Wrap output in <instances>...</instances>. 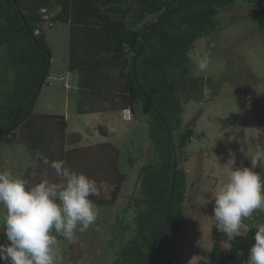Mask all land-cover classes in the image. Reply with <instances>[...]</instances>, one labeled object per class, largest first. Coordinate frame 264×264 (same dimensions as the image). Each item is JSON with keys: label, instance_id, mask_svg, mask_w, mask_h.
Wrapping results in <instances>:
<instances>
[{"label": "trees", "instance_id": "trees-1", "mask_svg": "<svg viewBox=\"0 0 264 264\" xmlns=\"http://www.w3.org/2000/svg\"><path fill=\"white\" fill-rule=\"evenodd\" d=\"M235 4L247 6L248 18L256 30H264V0H0L3 130L10 126L18 107L33 94L48 63L19 13L38 46L50 56L46 31L58 24L66 26L64 59L68 73L76 74L78 115L127 110L137 120L138 110L143 113L154 160L137 169V190L128 197L123 191L126 176L115 168L119 151H115V163L110 158L100 162L93 147L65 151L66 119L35 114L39 93L18 113L13 129L0 139V144L19 146L27 153L30 163L21 178L30 185L43 180L44 172L53 176L52 181L58 180L52 169L37 160L36 154L43 153L50 160L66 161L77 173L94 179L98 187L107 182L112 188L108 199L90 197L96 206L111 207L120 199L128 200L134 210L133 235L120 241L111 264H192L176 252L178 236L186 224L184 164L193 138L190 128L181 129L182 99L199 101L202 96L204 79L191 74L190 53L198 41L216 34L219 13ZM49 70L50 66L41 88ZM167 130L175 146V169ZM98 131L107 135L102 127ZM99 146L102 151L98 146L94 148L98 152L113 149L110 144ZM128 161L130 165L133 162ZM112 170L115 177L110 179ZM169 201L170 213L162 234ZM254 232L255 227H250L239 237L229 238L225 245L213 243L209 259L195 264H244ZM113 243L109 240L108 246Z\"/></svg>", "mask_w": 264, "mask_h": 264}, {"label": "rangeland", "instance_id": "rangeland-1", "mask_svg": "<svg viewBox=\"0 0 264 264\" xmlns=\"http://www.w3.org/2000/svg\"><path fill=\"white\" fill-rule=\"evenodd\" d=\"M249 11L247 6L239 4L221 11L216 34L198 41L190 53L191 74L202 77L204 82L199 101L188 96L182 99L181 129L190 128L193 138L186 149L188 160L184 164L187 196L183 220L186 224L178 236L176 252L178 257L192 264L207 261L213 243L225 245L231 238L220 232L210 219L216 190L227 182L229 168L247 167L264 174V30H256L248 18ZM66 29L58 24L45 33L51 65L33 112L65 117V151L93 147L100 162L110 158L113 163L119 151L115 168L117 173L126 176L123 191L128 197L137 190L134 182L137 169L154 160L145 118L140 110L137 120L127 110L90 115L76 113V76L65 71ZM202 61L207 62L203 70L199 67ZM98 127L107 135L102 136ZM104 144H110L113 149L104 153L94 149L98 146L102 151L99 145ZM257 157H260L259 162ZM129 159L133 160L131 165ZM29 163L21 147L0 144V171L21 178ZM114 171L110 179L115 177ZM42 177L53 180V176L45 172ZM111 189L107 182L102 184L98 187L99 197L108 199ZM128 203L127 199H120L115 206H97L96 223L87 231L78 232L76 243L58 237L57 264H111L120 241L133 235L134 210ZM258 223H264V210H257L253 216L242 220L240 233L244 234ZM109 240L115 242L111 247ZM5 242L0 234V243Z\"/></svg>", "mask_w": 264, "mask_h": 264}, {"label": "clouds", "instance_id": "clouds-1", "mask_svg": "<svg viewBox=\"0 0 264 264\" xmlns=\"http://www.w3.org/2000/svg\"><path fill=\"white\" fill-rule=\"evenodd\" d=\"M199 67L205 69L207 62ZM36 158L54 171L57 181L45 178L30 185L0 171V234L6 239L0 243L3 264H57L58 237L78 242L77 233L87 231L99 215L90 199L99 191L94 179L77 173L64 160H50L43 153ZM228 171L227 182L216 190L210 219L220 232L236 238L242 220L264 210V175L247 167ZM253 241L244 264H264V223L255 225Z\"/></svg>", "mask_w": 264, "mask_h": 264}, {"label": "water", "instance_id": "water-1", "mask_svg": "<svg viewBox=\"0 0 264 264\" xmlns=\"http://www.w3.org/2000/svg\"><path fill=\"white\" fill-rule=\"evenodd\" d=\"M19 15H20V19H21L22 23L25 25L27 31L29 32V34H30V36H31V38H32V41H33V43L35 44V46H36L41 52H43V53L48 57V63H47V65H46V67H45V69H44V71H43V73H42V75H41L40 81H39V83H38V85H37L35 91L33 92V94H32V95H31V96H30V97H29V98H28L23 104H21V105L18 107V109L16 110V112H15V114H14V116H13V119H12V122H11L10 126H9L7 129H5V130H3V129L0 127V139H1L2 136L8 134V133L13 129V126H14V124H15V122H16V118H17V116H18V113H19V112H20V111H21V110H22L27 104H29L33 99H35V97H36L37 94L39 93V91H40V89H41V86H42V83H43V81H44V79H45V76H46V74H47V72H48V69H49V66H50V60H51V56H50V54H49L47 51L43 50L42 48H40V47L38 46V44H37V42H36V39H35V36H34V34L32 33V31L30 30V28L28 27V25L26 24V22H25V20H24V18H23V16H22V14L19 13ZM161 121H162V120H161ZM167 132H168V136H169V139H170V141H171V143H172V148H173V151H174V169H175V158H176L175 146H174V143H173V140H172V137H171L170 132H169L168 130H167ZM173 179H174V170H173V173H172V179H171V188H170V191L172 190ZM169 213H170V201H169V206H168V209H167V214H166V219H165L164 227H163V229H162V234H164V232H165V228H166V225H167V220H168V217H169Z\"/></svg>", "mask_w": 264, "mask_h": 264}, {"label": "crops", "instance_id": "crops-1", "mask_svg": "<svg viewBox=\"0 0 264 264\" xmlns=\"http://www.w3.org/2000/svg\"><path fill=\"white\" fill-rule=\"evenodd\" d=\"M65 57H66V52H65ZM65 61V59H64ZM51 63V62H50ZM65 71L68 73L67 69H66V61H65ZM68 74H73V73H68ZM76 76V74H74Z\"/></svg>", "mask_w": 264, "mask_h": 264}, {"label": "built area", "instance_id": "built-area-1", "mask_svg": "<svg viewBox=\"0 0 264 264\" xmlns=\"http://www.w3.org/2000/svg\"><path fill=\"white\" fill-rule=\"evenodd\" d=\"M125 112V111H124Z\"/></svg>", "mask_w": 264, "mask_h": 264}]
</instances>
